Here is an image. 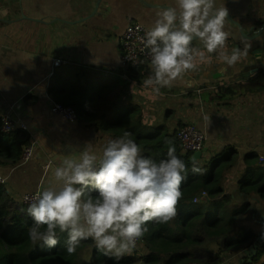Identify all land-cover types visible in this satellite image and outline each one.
Masks as SVG:
<instances>
[{
  "label": "crops",
  "instance_id": "1",
  "mask_svg": "<svg viewBox=\"0 0 264 264\" xmlns=\"http://www.w3.org/2000/svg\"><path fill=\"white\" fill-rule=\"evenodd\" d=\"M172 3L173 0H0V125L5 117L22 118L29 130L21 131L30 138L23 147L33 150L31 158H21L18 163L0 156L3 186L17 205L21 206L26 195L53 183L54 169L49 167L53 160L45 163L46 152L59 165L67 158H78L88 143L99 156V145L112 139L84 122L72 123L52 113L50 91H62L63 86L79 88L80 83L96 90L112 87L119 80L130 81L126 87L120 83L111 93L118 94L119 109L130 105L137 112L143 111L149 127L168 125L178 131L196 124L207 138V150L197 163L211 173L216 170L214 158H226L225 154L231 153L236 161L222 186L212 193V201H224L228 192H238L229 181L239 182L250 153H257L264 165V92L227 98L220 102L221 106L215 99L227 87L264 72V54L262 60L253 54L264 48V34L252 42L241 35L237 26L253 36L255 24L264 19V0H217L229 12L224 51L231 53L238 48L247 54L231 67L218 60L216 53L208 54L206 62H197L196 70L156 94L128 73L126 78L122 76V37L130 24L149 29L157 9ZM194 46L201 45L194 42ZM57 60L63 64L55 66ZM144 68L149 75L150 65ZM1 127L0 133L4 134ZM33 136L39 145H35ZM202 192L196 195L204 201ZM195 196H189V200ZM232 196L239 201L235 194ZM252 201L256 210H251L245 225L250 228L247 223L255 221L253 232L259 237L264 232V220L258 219L264 218V203L258 196L239 202ZM86 242L91 245L85 250L90 262L94 242ZM147 249L150 253L144 242L141 250L145 255ZM242 259V255L233 254L225 264H240Z\"/></svg>",
  "mask_w": 264,
  "mask_h": 264
},
{
  "label": "clouds",
  "instance_id": "2",
  "mask_svg": "<svg viewBox=\"0 0 264 264\" xmlns=\"http://www.w3.org/2000/svg\"><path fill=\"white\" fill-rule=\"evenodd\" d=\"M228 15L217 0H173L157 9L153 25L140 37L151 57V72L142 85L160 94L212 53L234 66L247 53L238 48L224 51ZM130 137L126 132L109 140L99 156L88 143L78 158H67L55 167L53 183L38 190L27 208L33 221L27 236L33 244L55 248L59 231L67 234L68 255L91 239L100 254L119 264L137 247L148 222L174 220L185 162L176 155L171 140L166 142V157L156 159L142 154ZM193 172L201 169L194 166Z\"/></svg>",
  "mask_w": 264,
  "mask_h": 264
},
{
  "label": "trees",
  "instance_id": "3",
  "mask_svg": "<svg viewBox=\"0 0 264 264\" xmlns=\"http://www.w3.org/2000/svg\"><path fill=\"white\" fill-rule=\"evenodd\" d=\"M128 74L140 84L148 75L144 67L128 71ZM138 76H141L139 80L136 79ZM129 82L119 80L112 87L96 90H89L87 85L80 83L79 88L63 86L62 91H50L52 102L72 107L77 113L79 123L84 122L87 127L96 128L112 139L123 136L126 132L131 133L130 138L140 145L142 154L156 159L166 157V142L171 140L176 148V155L185 162V179L181 184L184 200L177 205V216L167 224L152 222L151 225L148 222V231L141 240L142 245L146 243L150 253L141 257L134 251L132 256H124L119 264H137L141 260L144 264L214 263L220 262V257L225 252L237 254L252 247L259 237L245 225L251 215L249 205L239 201L244 202L252 196H258L264 203V165L259 162L257 153L247 156V167L239 179L238 192H228L223 197L224 201H212V193L222 186L236 159L231 153H226V158L224 155L216 156L213 162L216 170L213 173L202 175L201 172H193L194 166L203 167L197 161L191 160L193 154L181 148L177 133L182 128L177 131L166 125L159 130H153L146 124L143 111L137 112L124 106L119 109L118 94L111 93L120 83L126 87ZM262 92L264 72L243 80V83L227 87L215 99L217 105L221 106L220 102H225L227 98ZM29 140L23 131L7 136L0 133V156L7 162H20L23 156L22 147ZM48 155L45 156V163H49L52 158L49 152ZM3 184H0V264H115L113 259L97 251L95 243L89 262L85 257V250L91 247L86 242L89 240L82 241L75 254L68 255L64 249L67 234L59 231L58 245L51 251L39 252L45 247L39 242L33 244L27 236V229L33 223L27 215L28 207L17 205ZM199 190L206 192L204 201L201 195H196ZM232 194L237 196L238 202L233 199ZM189 196L195 197L189 200ZM195 198L198 203L194 202ZM244 264H264V242L259 244L257 255L246 258Z\"/></svg>",
  "mask_w": 264,
  "mask_h": 264
},
{
  "label": "built area",
  "instance_id": "4",
  "mask_svg": "<svg viewBox=\"0 0 264 264\" xmlns=\"http://www.w3.org/2000/svg\"><path fill=\"white\" fill-rule=\"evenodd\" d=\"M148 29L138 23L130 24L124 34H123V54H122V61H121V69L124 71L123 77L126 78L128 71L134 70L135 68L145 67L150 65L151 57L148 53V50L145 49L144 45L141 43L140 37H143L145 32ZM63 64L62 60L55 61V66H60ZM126 74V75H125ZM51 110L52 113L56 116L68 120L72 123L78 122V116L75 110L70 106H63L61 104L55 103L51 101ZM153 130H159L161 127L159 125L151 126ZM26 130L28 131L29 128L26 122L22 118L13 119L10 117H5L3 120V124L1 127V131L4 134H14L18 131ZM177 138L179 140L181 148L185 151L194 154L197 152H205L207 150L206 145V135L205 133L196 125V124H189L183 127L178 133ZM32 147L24 146L23 147V160H28L32 156ZM215 154L214 156H216ZM263 160V157H261ZM4 178L0 173V184H3ZM230 185H234L236 188H240V184L238 182H234L232 180L229 181ZM36 194V193H35ZM35 194H31L28 196L27 201L29 204L32 202V198ZM206 195V192L202 193ZM195 203H198L197 199H194ZM142 244V240L140 239L137 242V247L133 250L138 252L141 257H144L145 254L142 252L140 246ZM232 256V253L225 252L221 255L220 262L214 263H207V262H199V263H188V264H225L226 261ZM137 264H144L139 261Z\"/></svg>",
  "mask_w": 264,
  "mask_h": 264
},
{
  "label": "water",
  "instance_id": "5",
  "mask_svg": "<svg viewBox=\"0 0 264 264\" xmlns=\"http://www.w3.org/2000/svg\"><path fill=\"white\" fill-rule=\"evenodd\" d=\"M259 25H260V26H259ZM237 26H238V28L240 29V33H241V35H242L244 38H246V39H248V40H250V41H252V42L255 41V40L260 39V38L263 36V34H264V19L261 20V21H257V23L255 24L254 29H253V32H255V33H254L253 36H249V35H247V34L244 32V30H243V28H242L241 26H239L238 24H237ZM258 26H259L258 30L255 31V29H256ZM253 54L256 56V59H257V60H262V58H263V54H264V48H261V49H258V50H256V51H254ZM202 156H203V152H197V153H194V154L192 155L191 160L194 161V162H195V161H198V160L202 159ZM263 224H264V223H263ZM263 242H264V235H263V233H259V238H258L257 242H256L252 247H250L249 249L245 250V254H246L248 257H252V256L257 255V253H258V248H259V244H261V243H263Z\"/></svg>",
  "mask_w": 264,
  "mask_h": 264
},
{
  "label": "rangeland",
  "instance_id": "6",
  "mask_svg": "<svg viewBox=\"0 0 264 264\" xmlns=\"http://www.w3.org/2000/svg\"><path fill=\"white\" fill-rule=\"evenodd\" d=\"M123 74H124V71H123ZM126 75V74H125ZM27 124V123H26ZM28 126V125H27ZM29 128V127H28ZM34 137V136H33ZM34 140H35V145H39V141L34 137ZM106 144L105 143H101L100 145H99V148L100 149H102L103 150V147L105 146ZM262 152H263V150H262ZM46 154L48 155V153L46 152ZM49 156V155H48ZM50 157V156H49ZM51 160H53V162H52V166H51V168H53V169H55V167L58 165L55 161H54V159L53 158H50V161ZM264 163V162H263ZM201 169V173H202V175H208V174H210V172H211V170H208L207 168H200ZM1 173V172H0ZM2 175V174H1ZM3 176V175H2ZM3 178H4V176H3ZM4 181H5V178H4ZM29 195H31V194H28V195H26L24 198H23V200L21 201V206L22 207H28L29 206V202L27 201V198H28V196ZM204 197H206V195H203ZM247 205H249V207H250V209L252 210V211H255L256 210V207H255V205H254V201H252V202H248V203H246ZM258 219H260V220H264V218H258ZM151 223V225H152V222H150ZM248 225H250V230H252L253 231V229L255 228V225L257 224L255 221H249L248 223H247ZM176 230H178L177 228H176ZM143 246V245H142ZM142 246H141V249H142ZM132 254H133V252L131 253V254H129V255H125V256H127V257H130V256H132ZM149 254V251H148V249H147V255ZM233 255V254H232ZM235 255H242L243 256V259L241 260V263L240 264H244V262H245V259L246 258H250V257H248L246 254H245V251H243V252H241V253H237V254H235ZM249 262H250V260H249Z\"/></svg>",
  "mask_w": 264,
  "mask_h": 264
},
{
  "label": "bare ground",
  "instance_id": "7",
  "mask_svg": "<svg viewBox=\"0 0 264 264\" xmlns=\"http://www.w3.org/2000/svg\"><path fill=\"white\" fill-rule=\"evenodd\" d=\"M102 79H98V81H101ZM128 109H132V106H130V105H128ZM5 135V134H4ZM8 134H6V136H7ZM246 181V179H244L243 180V182H245ZM52 249H49V248H41L40 250H39V252H46V251H51Z\"/></svg>",
  "mask_w": 264,
  "mask_h": 264
}]
</instances>
